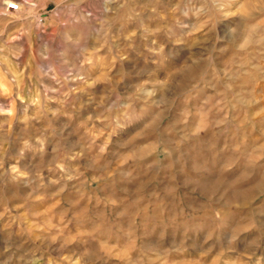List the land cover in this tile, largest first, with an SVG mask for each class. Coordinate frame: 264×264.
Listing matches in <instances>:
<instances>
[{
  "label": "rangeland",
  "instance_id": "1",
  "mask_svg": "<svg viewBox=\"0 0 264 264\" xmlns=\"http://www.w3.org/2000/svg\"><path fill=\"white\" fill-rule=\"evenodd\" d=\"M0 264H264V0H0Z\"/></svg>",
  "mask_w": 264,
  "mask_h": 264
},
{
  "label": "built area",
  "instance_id": "2",
  "mask_svg": "<svg viewBox=\"0 0 264 264\" xmlns=\"http://www.w3.org/2000/svg\"><path fill=\"white\" fill-rule=\"evenodd\" d=\"M7 9H8V11H17L18 5L17 4H9Z\"/></svg>",
  "mask_w": 264,
  "mask_h": 264
},
{
  "label": "bare ground",
  "instance_id": "3",
  "mask_svg": "<svg viewBox=\"0 0 264 264\" xmlns=\"http://www.w3.org/2000/svg\"><path fill=\"white\" fill-rule=\"evenodd\" d=\"M19 8V7H18Z\"/></svg>",
  "mask_w": 264,
  "mask_h": 264
}]
</instances>
